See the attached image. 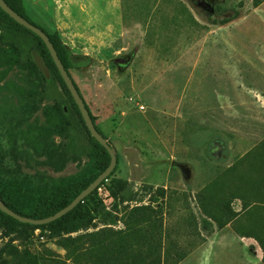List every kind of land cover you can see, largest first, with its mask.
Instances as JSON below:
<instances>
[{
	"label": "rangeland",
	"instance_id": "rangeland-1",
	"mask_svg": "<svg viewBox=\"0 0 264 264\" xmlns=\"http://www.w3.org/2000/svg\"><path fill=\"white\" fill-rule=\"evenodd\" d=\"M18 1L63 50L116 155L112 178L132 200L100 187L84 201L88 228L69 234L0 219V264H108L93 244L109 242L104 232L90 234L122 229L132 206H147L136 226L145 239L124 255L145 256L156 241L161 264H264V0H223L209 17L187 0ZM227 9L240 16L211 23ZM14 41L40 49L0 17V181L47 186L82 171L86 155L63 151L68 140H89L56 74L44 80L10 49ZM67 53L88 64H70ZM60 102L72 121L63 131ZM235 184L244 208L228 192ZM204 188L207 210L224 216L228 201L234 212L222 227L201 211ZM66 236L78 239L64 247Z\"/></svg>",
	"mask_w": 264,
	"mask_h": 264
},
{
	"label": "trees",
	"instance_id": "trees-1",
	"mask_svg": "<svg viewBox=\"0 0 264 264\" xmlns=\"http://www.w3.org/2000/svg\"><path fill=\"white\" fill-rule=\"evenodd\" d=\"M3 1L13 11H15L17 14L22 16L28 22L32 23L21 12L20 4L18 0H3ZM187 1L190 2L192 6H198L206 10L207 12L206 15H208V17L211 16L213 13V6H215L216 4H223V0H187ZM254 4L256 5V2ZM227 12L228 14L226 15H221L220 17L217 18L216 17L211 18V23L216 25H223L240 16L239 11L237 10L227 9L226 13ZM0 17L4 18L10 24V26H13L14 28H18L30 34L40 45V49H38L31 42L14 41L11 43L10 49L14 53H16L20 59L29 60L33 65V67H35L39 71L41 77L44 80L48 81L50 79L51 70L56 74L68 98L72 102L75 112L77 113L78 118L89 140V146L88 144L87 145L84 144V142L74 146V142L72 140H68L67 145L64 147V151H63L64 154L67 151L78 150L87 157V161L85 162L84 166L81 169L82 171H80V173L74 177H69L63 181H58L42 187H30L27 184H23V183L6 184L0 181V199L7 208L11 209L12 211L16 212L21 216H27L30 218H43L53 214L57 210L67 205L78 192H80L85 186H87L98 175V173L101 172L107 166L109 161V156L106 150L88 134L80 117V114L71 96L69 95L67 89L65 88V85L62 82L58 72L56 71V68L52 63L51 58L42 41L32 32H30L29 30L25 29L24 27L14 22L1 9H0ZM43 32L47 35L49 41L51 42L53 48L55 49V52L63 68L67 71V61H65L63 57V50L61 51V49L57 47L55 41L51 38V36H49L45 31ZM67 55H68L67 60L70 64L76 66H84L88 64L87 56H82L81 57L82 60L79 61L76 60L73 57V55L68 53ZM76 90L78 91L77 87ZM84 106L88 111L92 123L94 124L93 117L91 116L85 103ZM59 113L63 121V124L61 127H59V130L63 131L66 128L69 129L70 127H72L70 108L69 106L66 105V103L60 102ZM94 127L99 132L95 124ZM64 135H66V133H64ZM101 136L103 137L102 134ZM115 169H116V162L114 168L112 169L110 174L105 178V180L101 181L100 184L92 192H90L84 199H82L81 202H78L71 210H69L64 215L60 216L59 218L51 222L41 225H31L27 223H21L2 212H0V219L5 223H8L9 225L27 226L31 228H40V229L47 228L48 230H53L55 227L58 228L60 227L58 231L59 232L61 231L63 234L76 232L79 231L80 229H87L90 223V217L88 215V210L84 207V201L86 199L93 200L92 199L93 196L96 194L97 189H99L100 187H104V190L108 192L109 195H114L122 202H128L132 200L131 199L132 194L130 192L123 191L121 187V181L118 178H112V174L115 171ZM34 192L36 193L35 195L33 194ZM116 192H118L119 194H117ZM208 192L209 191H207V188L206 189L204 188L200 192V195H202L201 198H203L206 202V205L202 204L200 206L201 211L204 213V215H207L211 220H213L216 223L217 227H222L225 224L224 216L229 218L234 214V212L229 208L228 201H224L222 203L224 216H216L213 212L207 210V205L212 200ZM228 192H233V194H231L232 198H239L241 200L242 208L248 205L247 202L248 197L246 195H244L243 197V195L236 193V192H240L238 184H235L231 189L228 190ZM203 194L206 197H204ZM255 202L262 203V201L259 199L253 201V203ZM260 205L262 206L264 204H260ZM146 207L147 206H132L129 210V214L126 216V221H124V227L122 229H117V230L105 229L90 234L91 237L97 238V236L99 235V233H101V231L104 232V237L109 242L104 243L102 240L97 239L93 244L94 246L96 245L97 250H99V252H102L105 255L107 254L109 260L108 264H161L157 250L158 245L154 244L156 241H153L151 244H147V248L145 250L147 251V254L145 256H141L140 253H133L131 256L124 255V253L127 252L128 248L135 247L137 245L139 246L137 242L140 241V243L142 244L144 241L143 239H145V237H143V235L138 231L136 226L139 224L138 222L143 220L142 218ZM109 215L110 213L108 211L103 210L101 214L102 216L101 218L105 220ZM77 239L78 236L62 237V241L64 242L63 246L67 247V243L73 242ZM262 251H263L262 261L264 262V246H262Z\"/></svg>",
	"mask_w": 264,
	"mask_h": 264
},
{
	"label": "water",
	"instance_id": "water-1",
	"mask_svg": "<svg viewBox=\"0 0 264 264\" xmlns=\"http://www.w3.org/2000/svg\"><path fill=\"white\" fill-rule=\"evenodd\" d=\"M0 9L14 22H16L18 25L32 32L42 41L51 58L52 63L56 68V71L58 72L62 82L65 85V88L67 89L69 95L71 96L80 114V117L88 134L106 150L109 156V161L107 166L101 172H99L98 175L87 186H85L80 192H78L67 205H65L64 207H62L61 209L57 210L56 212H54L49 216L43 218H30L27 216H21L16 212L12 211L11 209L7 208L0 199V212L10 216L11 218L21 223H27L31 225H41L51 222L59 218L60 216L64 215L66 212L71 210L78 202H81V200L84 199L90 192H92L100 184V182L105 180V178L110 174V172L115 166L116 156L110 144L95 129L94 124L92 123L90 116L88 114V111L84 106V102L82 98L80 97L78 91L76 90V87L72 79L68 75L67 71L63 68L55 52V49L53 48L47 35L40 28L28 22L22 16H20L15 11H13L3 0H0Z\"/></svg>",
	"mask_w": 264,
	"mask_h": 264
}]
</instances>
